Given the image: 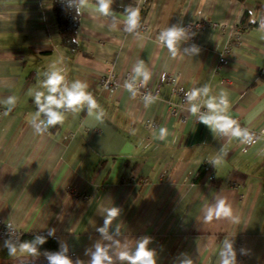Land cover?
<instances>
[{
    "label": "crops",
    "instance_id": "crops-1",
    "mask_svg": "<svg viewBox=\"0 0 264 264\" xmlns=\"http://www.w3.org/2000/svg\"><path fill=\"white\" fill-rule=\"evenodd\" d=\"M144 3L114 0L117 30L109 27L112 18L83 10L76 48L70 50L60 44L51 0H0V218L22 232L55 229L59 249L66 243L75 252L73 261L87 264L86 249L110 243L96 229L115 206L121 214L109 229L113 233L119 226L114 239L131 250L138 239L150 237L157 264H180L185 256L193 264H218L225 238L234 242L237 264H264V136L242 150L237 139L214 135L188 110L169 113L178 102L174 85L191 90L209 83L212 95L228 93L231 118L264 127V29L259 27L264 0H149L144 28L125 32V7L140 9ZM187 21L224 23L240 43L226 29L186 32L190 39L180 42L172 58L159 33ZM193 44L199 54H185ZM221 54L226 58L222 65ZM138 60L152 73L149 89L158 84L162 69L174 77L161 83L157 101L148 108L124 85L114 91L98 85L109 70L120 82L125 71L133 76ZM50 69L62 70L69 84L85 82L104 110L102 119L88 115L85 107L78 114L67 112L62 125L35 134L31 91L40 89ZM10 95L17 103L4 115ZM200 99L206 106L207 97ZM145 119L156 127H147ZM160 127L169 133L163 141ZM222 149L227 155L216 168L209 160ZM202 164L206 172L196 181ZM221 197L232 205L238 222L205 221V207ZM43 255L11 257L0 243V264L43 262ZM114 264L120 262L114 258Z\"/></svg>",
    "mask_w": 264,
    "mask_h": 264
},
{
    "label": "clouds",
    "instance_id": "clouds-1",
    "mask_svg": "<svg viewBox=\"0 0 264 264\" xmlns=\"http://www.w3.org/2000/svg\"><path fill=\"white\" fill-rule=\"evenodd\" d=\"M114 0H93L90 5L88 0H67L68 6L73 7L77 15L85 9H90L92 12L101 17H109L114 21L109 25L110 29L117 30L118 24L115 23L117 15L114 12L112 5ZM253 23L257 21L253 20ZM141 27L140 9L137 6H127L124 9L123 30L129 34H136ZM259 27L264 29V18L259 21ZM190 39L183 26L173 24L164 30L160 31L158 40L163 47L170 53L172 58H175L178 53V45L181 41ZM73 43H76L74 40ZM200 49L196 45H191L184 49L185 54L198 55ZM133 76L131 80L125 81L124 90L127 91L132 98L137 95L136 82L139 80L141 86H146L152 79V73L147 69L143 60H138L133 66ZM39 75V74H38ZM45 79L40 81V89L32 90L31 97L36 105L31 126L37 135H43L50 128L57 125H62L66 118L67 112L78 114L80 111L87 109L88 115H95L98 120L102 119L104 110L94 97L88 91V85L80 80L67 82L62 70H48L44 72ZM212 89L209 83H204L199 87H194L190 91L185 92V99L189 103L187 109L191 116L195 117L200 123L206 125L214 135H223L229 138L237 139L241 144H251L256 138V134L247 128H242L236 120L232 119L227 113L230 105L228 93L220 90L218 95L211 94ZM201 97H207L206 112H201V105L197 101ZM158 97L147 93L143 97L145 108L150 107L157 101ZM17 103V98L10 95L4 101L6 106L4 115H8ZM43 117V118H41ZM168 129L160 127L158 139L163 141L168 136ZM260 135L264 136V130H261ZM227 155L224 149L221 150V155L209 162L216 168L221 164L222 158ZM121 214V209L111 207L106 210L103 225L96 230L100 233L103 240L110 241L109 244H101L97 242L93 248L86 249L85 255L89 256L87 264H114L118 260L120 264H157L156 253L149 248L151 242L150 237H142L135 242L134 248L129 249L127 244H121L114 236H119L120 228L117 225L113 233L109 229ZM226 219L230 222H238V216L234 213L232 205L223 197L217 198L214 203L207 205L204 209L205 221L213 219ZM55 229H50L48 235L53 236ZM46 242V237L36 236L32 240L23 242L5 240L4 247L8 250V255L16 257L18 253L25 254L29 257H37L40 255L39 247ZM113 249H115L113 251ZM48 264H83L79 259L73 261L68 255V246L63 244L57 251H46L44 253ZM180 264H193L190 257L185 256L181 259ZM218 264H237L236 250L234 242L230 238H225L222 242Z\"/></svg>",
    "mask_w": 264,
    "mask_h": 264
},
{
    "label": "built area",
    "instance_id": "built-area-1",
    "mask_svg": "<svg viewBox=\"0 0 264 264\" xmlns=\"http://www.w3.org/2000/svg\"><path fill=\"white\" fill-rule=\"evenodd\" d=\"M181 26H183L185 28L186 32H190V33L191 32L202 33L208 28L217 29V30H224V31L227 30L226 33H227L228 37L233 39L236 44H239L240 40H241L240 36L236 32L228 31L229 29H226L227 27L224 23H219L216 21H209V22H206V21H187V22L182 23ZM142 28H144L143 23L141 24L140 29H142ZM218 63L221 65L226 63V58L224 55H222V54L219 55ZM131 78H132L131 72L125 71L122 74V81L120 82L119 79L116 77V75L112 71L109 70V71H106L105 73H103L98 78V85L102 89L114 91L118 86L124 85L125 81L131 80ZM173 81H174V77L168 71H166L165 69H162L159 72L158 84L151 89L147 88L146 86H141L139 80H137L136 85H135L138 89L136 96L141 101H143V97L147 93H151L152 96L156 97L158 94L159 86L161 85V83H164V82L171 83ZM172 91H173V93L177 94L178 102L170 107L169 113L171 115L177 116V115L181 114L184 109L187 110L189 108V103L186 101L184 94H185V92L190 91V89H187V88L183 87L182 85L176 84L172 87ZM197 103H199L201 105V112L207 111V108H206V106L203 105L201 99H199L197 101ZM232 119L236 120L237 123L242 128H247L251 132H254L256 134V138H255L253 143L256 142V140L258 139L259 136H261L260 135L261 130H264V127L251 128V127L241 123L238 118H232ZM182 121H184V118H182ZM144 123L147 127H150V128H154L157 125L156 122L152 119H145ZM218 136L220 138L226 137L223 135H218ZM253 143L248 144V145L240 143L241 149L246 150ZM208 178L213 179V175L210 174L208 176ZM21 232L22 231L17 226L13 225L9 221H6V220L0 218V243H4L5 240H9V239H11L13 241H19ZM68 255L70 257H74L75 252L74 251H68Z\"/></svg>",
    "mask_w": 264,
    "mask_h": 264
},
{
    "label": "trees",
    "instance_id": "trees-1",
    "mask_svg": "<svg viewBox=\"0 0 264 264\" xmlns=\"http://www.w3.org/2000/svg\"><path fill=\"white\" fill-rule=\"evenodd\" d=\"M148 1L149 0H145L143 6L140 7L141 23L145 14L146 4ZM237 1L243 2L244 0ZM73 3H76V0H73ZM51 10L54 15L60 44L70 50H74L76 48V43H73V41H76L75 37L79 26L80 15L76 14V11L73 7L68 6L67 0H51ZM247 15L248 14L245 11L243 13L241 23H245ZM205 172L206 168L204 164H202L197 170L194 180L198 181L199 179H201ZM212 181H214V179H212L211 182ZM48 233L49 232L23 231L20 234L19 242H23L25 240L30 241L36 236H44L46 237V242L43 245L38 246L39 251L45 253L46 251L59 250L58 237L55 235L49 236ZM43 258V260L47 261L45 255H43Z\"/></svg>",
    "mask_w": 264,
    "mask_h": 264
},
{
    "label": "water",
    "instance_id": "water-1",
    "mask_svg": "<svg viewBox=\"0 0 264 264\" xmlns=\"http://www.w3.org/2000/svg\"><path fill=\"white\" fill-rule=\"evenodd\" d=\"M22 264H48L47 261H43V262H23Z\"/></svg>",
    "mask_w": 264,
    "mask_h": 264
}]
</instances>
